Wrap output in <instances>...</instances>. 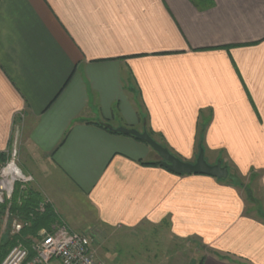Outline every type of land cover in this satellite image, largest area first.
I'll return each mask as SVG.
<instances>
[{"label":"crops","instance_id":"obj_1","mask_svg":"<svg viewBox=\"0 0 264 264\" xmlns=\"http://www.w3.org/2000/svg\"><path fill=\"white\" fill-rule=\"evenodd\" d=\"M119 128L264 196V0H0V153L18 141L28 189L76 232L165 229L207 251L193 264H264L242 186L172 173Z\"/></svg>","mask_w":264,"mask_h":264},{"label":"rangeland","instance_id":"obj_2","mask_svg":"<svg viewBox=\"0 0 264 264\" xmlns=\"http://www.w3.org/2000/svg\"><path fill=\"white\" fill-rule=\"evenodd\" d=\"M222 181L233 182L231 178ZM235 181H240L245 190L249 203L248 211H253L256 217L259 212L264 218V196L259 177H252L249 181L239 179ZM60 204L59 209L66 211V217L70 215L86 224L84 216H79L77 206L67 205L65 202ZM12 218L7 221L0 211V245L5 244L8 238L15 237L12 234ZM90 233L99 258L106 264H193L195 258L199 260L202 254L207 253L197 243L173 240L165 229L151 227L146 232H135L128 236L115 235L98 228L92 229Z\"/></svg>","mask_w":264,"mask_h":264},{"label":"built area","instance_id":"obj_3","mask_svg":"<svg viewBox=\"0 0 264 264\" xmlns=\"http://www.w3.org/2000/svg\"><path fill=\"white\" fill-rule=\"evenodd\" d=\"M34 177L20 166V150L15 140L7 151V160L0 166V211L7 221L12 218L10 205L18 186L27 190ZM42 205V209H43ZM23 223L12 218V234L19 237ZM1 264H106L99 258L93 237L71 230L59 220L51 230L43 229L29 244L19 241Z\"/></svg>","mask_w":264,"mask_h":264},{"label":"trees","instance_id":"obj_4","mask_svg":"<svg viewBox=\"0 0 264 264\" xmlns=\"http://www.w3.org/2000/svg\"><path fill=\"white\" fill-rule=\"evenodd\" d=\"M200 148L202 149L201 146ZM6 160L7 153H0V164L5 163ZM230 178L233 183L242 186L240 181L236 182L235 180L237 179L229 176V179ZM42 205L44 206L43 209ZM10 212L13 217H17L24 226L19 237H10L5 244L0 245V264L19 241L28 245L30 238L37 237L39 232L43 229L51 230L52 226L60 220L53 205L46 202L39 193L30 189L22 190L20 186L15 190L10 205Z\"/></svg>","mask_w":264,"mask_h":264},{"label":"water","instance_id":"obj_5","mask_svg":"<svg viewBox=\"0 0 264 264\" xmlns=\"http://www.w3.org/2000/svg\"><path fill=\"white\" fill-rule=\"evenodd\" d=\"M117 132L147 143L163 159V167L172 173L178 175H205L219 180L229 178V169L223 166L220 161L215 165H210L205 159L204 150H201L195 163H189L171 153L169 149L158 143L147 131L140 132L133 129L119 128Z\"/></svg>","mask_w":264,"mask_h":264}]
</instances>
